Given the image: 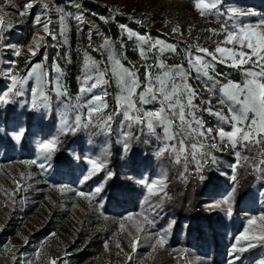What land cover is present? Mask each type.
<instances>
[{
    "label": "rangeland",
    "instance_id": "rangeland-1",
    "mask_svg": "<svg viewBox=\"0 0 264 264\" xmlns=\"http://www.w3.org/2000/svg\"><path fill=\"white\" fill-rule=\"evenodd\" d=\"M196 2L35 0L31 9H25L27 0H0L4 20L0 25V133L11 140L15 155L20 154L19 145L26 135L28 150L33 153L29 159L0 162V264H206L194 252L168 244L173 224L170 191L182 182L199 183L200 187L207 184L214 192L208 195L207 207L227 219L237 179L243 172L262 187L235 244L242 246L264 232V220L257 218L248 224L264 214V144L237 145L234 149L218 135L219 129L232 131V124L215 115L221 110L229 115L228 108L219 102L221 89L229 82L242 86L245 74L230 67L232 60L227 56V62L220 63L197 51L199 46L214 52L219 44L236 53L250 52L240 44L220 42L226 38V30L238 32L241 25H249L250 32L264 33V0H220L219 12L205 10L203 16L195 8ZM78 15L83 22L76 19ZM143 39L148 42L143 43ZM156 41L160 43L151 48ZM186 50L214 66L215 71L209 68L211 80L203 75L197 78ZM110 57L138 78L133 99L147 86L146 71L156 75L183 65L188 73L184 82L197 93L195 116L205 128L213 129L211 135H187L175 118L167 135L163 126L149 129L125 119L121 104L126 93L119 77L113 75L121 69ZM161 63L163 69L157 67ZM240 67L259 71L251 63ZM100 74L97 87L82 91L97 82ZM86 75L92 77L87 83ZM12 77L17 81L15 87ZM176 82L180 83L179 77ZM96 95H101L100 101L93 99ZM90 107L99 110L89 116ZM137 107L154 110L160 105L137 102ZM208 108L212 111H205ZM73 128L75 131L70 130ZM20 130L24 134L17 141L14 136ZM66 134L76 136L83 145L81 153L76 147L70 153L77 168L84 169L76 186L52 184L46 177L52 152L40 150V144L50 140H55L56 148ZM193 144L197 145L195 150ZM113 146L121 151L123 161L138 159L142 169L135 176L145 189L139 208L124 216L106 213L98 199L100 192H96L110 177L106 166ZM91 160L103 167L93 170ZM85 176L90 178L84 180ZM161 234L165 239L162 246L156 243Z\"/></svg>",
    "mask_w": 264,
    "mask_h": 264
},
{
    "label": "snow or ice",
    "instance_id": "snow-or-ice-1",
    "mask_svg": "<svg viewBox=\"0 0 264 264\" xmlns=\"http://www.w3.org/2000/svg\"><path fill=\"white\" fill-rule=\"evenodd\" d=\"M8 2H11V0H5V3ZM219 2L220 0H212L211 3L205 2V0H197L195 8L203 16L205 15V10L217 9V12H219ZM34 3L35 0H27L24 8L31 9ZM45 7L47 6L45 5ZM20 14L24 15L25 12L21 11ZM76 19L83 22V18L80 15L76 16ZM36 23H41L39 17L36 18ZM0 25H4L3 16H0ZM121 27L124 28L125 26L122 25ZM249 27V25H241L239 26L238 32L226 30V38L220 42L223 44H240L241 49L245 47L250 49L248 53H245L243 50L236 53L224 47H220L219 44L214 52H209L207 49L197 46V51L204 52L205 56H211L212 60L219 61L220 63H226L227 61L224 59V56H227L228 59L232 60L229 66L240 68L245 74V82L242 86L234 82H229L227 86L221 89L222 95L219 102L228 108L229 115L225 116L222 110L221 112L215 113L221 120L228 121L232 124V131L225 132L223 129H219L218 135L222 140H226L230 143L234 149L237 145H242L247 148L249 144H264V33L250 32L248 31ZM43 29L45 32L48 31L47 24L43 25ZM2 31L3 28L0 27V32ZM172 31L176 32L177 29L173 28ZM209 31L215 32V30L212 29H209ZM142 42L147 43L148 41L147 39H143ZM159 43V41H156L152 43L150 47L155 48ZM170 51L174 52L175 49L171 48ZM217 53L221 54V56H217ZM15 54L19 55L18 52ZM32 55H35V52H32ZM141 56L145 59L147 58L144 56L143 49H141ZM187 57L190 68H194L197 72V78L203 75L209 80L212 79L209 75V68L211 67L212 71H215V68L206 62L205 57L194 56L191 51H187ZM110 59L113 60L116 67L121 69L119 73L114 70L113 75L119 77V81L126 93L121 104L124 109L125 119L145 124L149 129H153L157 125L163 126L164 132L167 135L173 123V118H175L179 120L182 130L187 135L200 137L211 135L213 129L205 128L203 121L195 116V111L198 106L193 103V100L197 97V93L190 85L184 82L188 73L183 70V65L175 66V70L166 69L162 73L156 75H153L150 70L146 71L147 86L140 92L136 99H133V97H136V89L139 87L138 78L131 70L124 69L118 59L113 57H110ZM245 63H251L253 68H259V71L242 69L240 66ZM157 67L163 69L164 65L161 63L157 65ZM150 68L151 66H149V69ZM85 69L86 71L88 70L87 58ZM177 77L180 78L179 84L176 82ZM11 79L12 86L15 87L17 82L16 78L12 77ZM88 79H92V77L86 75L85 83H87ZM95 79L97 82L92 83L88 89H82V91L97 87V83L102 79V74L98 75ZM205 86L208 88L212 87V85L207 84ZM93 99L95 101H100L101 95H96ZM137 102L140 104L159 103L160 107L154 110H143L137 107ZM201 102L204 103L203 100ZM208 103H210V101ZM35 106L36 105H33V107ZM94 110L99 109L90 107L89 116H91ZM205 111L211 112L212 110L208 108L205 109ZM249 113L252 115L250 116ZM109 119H111V117H109ZM77 123H79V118H77ZM193 123L195 127H193ZM70 130L75 131L74 128ZM23 134V130H20L15 134L14 138L19 141ZM168 138L174 139L175 137L169 136ZM55 143V140H50L46 143L42 142L40 144L41 152L51 153L55 150ZM180 144H184L183 139L180 140ZM125 147H127V145ZM191 147L195 150L197 145L193 144ZM237 155H239V152H237ZM193 158H195V152H193ZM90 162L93 170L98 171L103 167V164H98L95 160H91ZM40 167L43 168L44 165L41 164ZM89 178V176L83 177L84 180ZM100 190V187L96 188L97 193H99ZM77 195L85 199L89 198L83 192H78ZM262 195H264V192H262ZM225 203H227V201H225ZM228 214L231 215L230 209ZM257 218L264 220V214H261L259 217H253L248 221V224H253ZM149 223H154V221L149 220ZM257 238L264 240V232H261ZM156 243L161 246L165 243L163 234L159 236ZM132 246L135 250V243H133ZM105 247H107V245H105ZM117 247H119V245H117ZM244 250L245 246L243 245L239 248L233 247V253H242ZM233 259L239 260L240 257L234 256ZM53 264H55L54 261ZM259 264H264V259L260 260Z\"/></svg>",
    "mask_w": 264,
    "mask_h": 264
},
{
    "label": "trees",
    "instance_id": "trees-1",
    "mask_svg": "<svg viewBox=\"0 0 264 264\" xmlns=\"http://www.w3.org/2000/svg\"><path fill=\"white\" fill-rule=\"evenodd\" d=\"M27 130H31L30 125ZM19 147L21 152L15 155L16 150L11 140L0 133V162L32 157L26 135ZM73 147L81 153L82 141L76 136L66 134L59 138L46 172V177L52 184H78L84 169H78L71 158ZM120 156L121 151L113 146L106 166L110 177L105 179L98 199L103 201L106 213L124 216L138 210L145 189L135 181V176L142 170L138 159L126 163ZM199 185L182 182L170 191L169 208L173 224L168 244L194 252L206 264H230V261L231 264H256L264 259V240L258 238L244 244L245 250L242 253H233L234 246L240 247L235 244L236 237L245 228L244 219L254 210L252 204L256 203L262 184L243 172L237 179L231 215L227 219L216 215L207 207L208 195L214 194L212 188L207 184L201 187ZM234 256H239L240 259L235 260Z\"/></svg>",
    "mask_w": 264,
    "mask_h": 264
}]
</instances>
